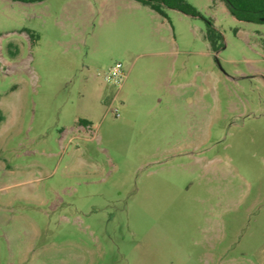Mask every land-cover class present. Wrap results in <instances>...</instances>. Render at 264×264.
I'll return each mask as SVG.
<instances>
[{"label":"rangeland","instance_id":"rangeland-1","mask_svg":"<svg viewBox=\"0 0 264 264\" xmlns=\"http://www.w3.org/2000/svg\"><path fill=\"white\" fill-rule=\"evenodd\" d=\"M187 1L0 0V264H264V23Z\"/></svg>","mask_w":264,"mask_h":264},{"label":"trees","instance_id":"trees-1","mask_svg":"<svg viewBox=\"0 0 264 264\" xmlns=\"http://www.w3.org/2000/svg\"><path fill=\"white\" fill-rule=\"evenodd\" d=\"M24 3H33L43 0H13ZM149 6L163 17H168L166 9H176L191 16H201L196 7L187 0H136ZM226 5L229 13L239 21L264 23V0H221ZM207 23L206 37L214 51L223 45V35L215 28L213 20L204 18ZM80 123L87 125L85 120Z\"/></svg>","mask_w":264,"mask_h":264},{"label":"built area","instance_id":"built-area-1","mask_svg":"<svg viewBox=\"0 0 264 264\" xmlns=\"http://www.w3.org/2000/svg\"><path fill=\"white\" fill-rule=\"evenodd\" d=\"M125 72L123 70V65L117 63L110 67L108 71L104 74V79L106 82L120 87L125 79ZM114 114L118 116V111L114 110Z\"/></svg>","mask_w":264,"mask_h":264}]
</instances>
